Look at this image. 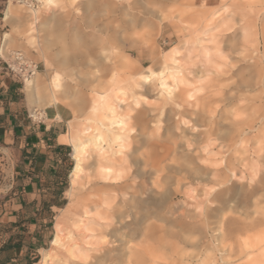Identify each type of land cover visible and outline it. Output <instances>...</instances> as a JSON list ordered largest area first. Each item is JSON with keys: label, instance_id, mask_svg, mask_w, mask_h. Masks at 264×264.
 I'll list each match as a JSON object with an SVG mask.
<instances>
[{"label": "rangeland", "instance_id": "obj_1", "mask_svg": "<svg viewBox=\"0 0 264 264\" xmlns=\"http://www.w3.org/2000/svg\"><path fill=\"white\" fill-rule=\"evenodd\" d=\"M55 1L48 5L45 0H0L1 72L21 84L20 97L30 113L33 109L42 113L48 107L44 98L49 84L54 86L63 102L56 105L62 106L71 120L68 132L62 135V141L69 143V133H78L82 124L90 125L93 131L103 104L120 98V110L129 115L122 170L115 179L95 178L84 191H87L88 203L107 202L109 211L119 208L123 193L127 197L135 195L122 208L127 210L122 223L106 226L102 240L94 237L93 244L85 246L89 249L85 260L74 259L63 264H264V215L263 202L260 203L264 197L256 196L243 205L239 192L249 182L257 184L249 181V173L238 161L240 152L234 150L236 145L230 139L232 132L246 127L245 123L258 126L256 119L264 120V83L254 84L249 79L260 66L246 67L255 53L242 50L238 41L239 30L248 21L255 20L260 29L264 5L259 3L264 4V0ZM202 11L211 17L210 21L206 20V32L198 20ZM211 37L216 40L210 42ZM200 38L209 45L216 43L221 52L215 57L222 64L219 72L206 79L199 76ZM259 38L262 40L260 34ZM172 47L180 48L174 55L182 63L179 76L183 81H178V85L171 77L172 61L164 60L165 52ZM188 48L191 51L185 56ZM259 48L263 50L261 45ZM14 52L22 53L38 65L28 80L16 78L6 69ZM118 53L128 57L130 71L144 70V74L136 75L138 84L123 82L109 97L100 98L94 91L107 89L113 68L118 75L127 72ZM56 71L61 76L57 87L52 83ZM145 74L149 75L147 81L143 78ZM37 75L36 85L34 82V87H27L28 81ZM164 81L173 87V95L161 85ZM98 144L107 146L105 142H89L86 165L95 157L93 149ZM250 146L252 152L253 146ZM260 154V171L255 180L264 177V149ZM15 159L13 151L0 148V195L12 177ZM190 159L192 165L186 162ZM73 163L72 159V164L66 166H70L69 173ZM153 168L159 169L158 172L153 173ZM227 168L234 173L226 184L235 192L226 196V200L218 197L208 202L218 190L206 181L208 174L212 171L223 178L229 172ZM69 173L62 184L64 198L57 201L54 219L42 227L45 236L40 249L29 250L32 254L28 264L32 261L37 264L42 250L50 249L55 224L72 203L67 192ZM160 192L166 196L158 207L154 201ZM141 198H148V208L142 207ZM133 202L136 208H131ZM221 207L223 210L218 211ZM69 222L66 218L61 222L63 242L69 239ZM145 223H152L151 227L148 229ZM17 234L6 224L0 226L1 239H11L14 245L20 243ZM58 256L51 264H57Z\"/></svg>", "mask_w": 264, "mask_h": 264}, {"label": "bare ground", "instance_id": "obj_2", "mask_svg": "<svg viewBox=\"0 0 264 264\" xmlns=\"http://www.w3.org/2000/svg\"><path fill=\"white\" fill-rule=\"evenodd\" d=\"M45 2L48 5H52L56 1L55 0H45ZM259 4L264 5L263 1H262V3H259ZM94 6H97V5H94ZM85 12H86V10H85ZM7 14H9V13L7 12ZM35 14H36V12L33 10L32 15L35 16ZM87 15H89V13ZM198 20H199V24L202 25V29L204 27L206 28L205 31L204 30L203 31L204 32L208 31V28H207L208 23L206 24V20L210 21L211 17H209L206 14V12L202 11L200 13V15L198 16ZM260 20H261L260 29L257 27L258 24L255 20L254 21H248V24L246 26L240 28L239 34H238L239 46L241 47V49L244 51H249L251 53H255V56L253 58L251 57L253 59V61L248 63V65H246V67L248 66L247 68L250 69L252 66H260L258 69L255 68L254 72L251 73L249 76L250 81L254 82V84L264 83V74H263L264 73V13H263L262 18ZM224 23H226V22L224 21ZM222 24H223V22H222ZM218 26L219 25H216V27H218ZM216 31H218V30H216ZM210 33H211V31H210ZM259 34H260L262 40H260ZM205 35H207V34H205ZM207 36H209V34ZM214 36L215 35H213L212 37L214 38ZM212 37L209 40L210 42L212 40H214V39H212ZM198 42H199V45H198L199 56L201 58V60H200L201 64L200 65L202 67V69H200V71H199V76L202 79H206L210 76V74H217L219 72L222 64L220 61H219L220 63L217 62L219 59H217V61H216L215 57L220 56L221 52H220L219 47L217 46L216 43H215V45H213V44L209 45L210 43L207 44V41H206V43H204L205 41L202 38H200ZM183 44H184L183 46H185L186 41L183 42ZM260 45L262 46L263 50H261L259 48ZM37 47H40L39 41H37ZM179 49L180 48H178V47H172L165 52L166 54L164 56V60L167 61V59L168 60L170 59L173 63L172 66L170 65V68L172 69L171 77L176 80V84L178 81L179 82L183 81V77L179 76L180 73L182 72L181 71L182 63L179 64L178 63L179 60H177V58H175V56H174L175 54L179 53ZM42 50L43 49L41 48V51ZM185 51H186L185 56H188L191 49L189 50V48H188ZM118 55H119V53H118ZM125 56L121 55L120 61H121L122 67L127 72L124 73L123 75H121V74L118 75V71H116V69L113 68L111 70V74L109 75V79H108V80H110V81H108V82H110V85H109V83H106V84H108L107 85L108 87L105 84L103 85V86L107 87V89H105L104 91H99V90L94 91V93H96L98 97H100V98L101 97H109L114 90L120 88V85L123 82H127L129 84H133V83L138 84L139 79L136 78V75H140V76L143 75L144 70H140V71L134 72V73L132 71H130V69H131L130 63L131 62L128 59V57H125ZM107 59H109V58H107ZM251 71H252V69H251ZM35 73L36 72H34V74ZM60 77L61 76H60V73L58 71L54 72L52 83L55 85V87L59 86ZM148 77H149L148 74H145L143 76L144 79H146ZM97 79L99 80L101 78L97 77L96 80ZM37 80H39L38 75L35 76L32 81L31 80L28 81L26 86L27 87H30V86L34 87V82L36 85ZM145 81H147V79ZM99 82L102 83L101 80H99ZM161 85L165 86L164 88H166V90L169 92L170 95L174 94V92H173L174 90H173V87L171 85L167 84L165 81L161 82ZM190 95H191V93H190ZM37 99H38V97H37ZM44 100L46 101L47 106H53L57 103H63L60 95L54 89V86L52 84H49L48 92H47ZM120 101H121L120 98H115V99L111 100L110 102L103 104L102 111L100 114V118L98 119V123L94 127L93 131H92V128L90 125L82 124V126L80 127V129L78 131L79 134L78 133H75V134L69 133L68 134L70 144H71L70 146H72L71 157L74 161L73 167H72L70 174H69L70 186L67 189L69 197L72 199V203L68 206L67 210H63L64 214L60 217L61 221L57 222L55 224V232H54L52 239L50 240V249H43L42 250V257L37 264H51L53 258H55L56 255L57 256L59 255L58 258H56L58 260L55 261L57 264L72 262V260H74V259L85 260L87 257V251L89 250L85 246H87L89 244H93V243H91V241H92L91 239H93L95 237L96 240H102L103 237H105V232H103V229L107 228L108 226H110L113 223H120L121 224L122 220H124L125 217L127 216V213H126L127 210L126 211L122 210V208L125 206L126 203H130L131 201H133L131 199L135 198L134 193H133V195L132 194L129 195V197H127L128 194L123 193L122 194L123 198L121 199V204H120L119 208L117 210H114V211H109L107 202L103 201V205H105V206L100 205V204L88 203L89 198L87 196V191H84L86 185L89 182L93 181L95 178H101L104 180L115 179L116 176L122 170L120 165L124 160V158H123V155L125 154L124 149L127 146L129 115L127 112L125 113V112L120 110V108H119L120 107L119 106ZM57 111H58V109H57ZM59 118H60V115H59ZM258 118H259V116H258ZM256 120H259L258 126H256L257 124H253L252 122H247V123H245V126H246V127L244 126L245 128H241L239 131H237V133L232 132V136L230 137V139L232 140V143L236 145V149H234V150L237 152H240L241 156L239 157L238 161H239L240 165L243 167V170H245L246 172L249 173V181H255V183L257 184V185H252L249 182L248 187L247 188L244 187L245 190L241 189V191L239 193H241V195L244 199V200L242 199L244 201L243 205H246L247 201L252 200L256 196L264 197V181H263L264 177L258 178L257 180H255V176L260 171V168L258 166V162L262 158V155L260 154V152L264 149V120L262 117L260 119H256ZM69 122H71V120ZM63 138L64 137L62 136L61 139L63 140ZM89 142H91V143H93V142L94 143L95 142H98V143L105 142L107 146H104L102 144H98L97 148L93 149V150H96L95 157H93V160L91 163L86 165V158H88V154H86V151H87L86 147L88 146ZM250 145L253 146L252 152L249 149ZM173 152H175V151L173 150ZM252 153L255 154V157H251ZM115 155H119V157L116 158ZM186 162L188 165H192V163H193V161L191 159L187 160ZM188 167H190V166H188ZM157 170H159V169H154L153 173L158 172ZM191 170L193 171V169H191ZM228 171L229 172L226 173L225 177H223V178H220V176H218L217 174H214V172H212V171H210V173L208 174L209 177L206 179V181L209 183H213L214 186H216L218 189L214 193H212L213 195H211L210 198H208V202H212L213 199L215 200V198H218V197L220 200L221 199L224 200L226 196L230 195L232 192H235L233 189H230L229 187H227L226 183L230 180V178H232L233 173H234L232 171V169H228ZM193 172L196 174V171H193ZM205 192H207V191H205ZM158 194H159V196L154 201L155 202L154 205H156V206L158 205V207H159L162 204V201L165 199L166 193L160 192ZM175 194H176V192H175ZM210 194L211 193H209V195ZM237 196H236V199H237ZM233 198H234V196H233ZM147 199L141 198V203L143 205L142 207H144V208L146 207V205L149 204L148 203L149 200H147ZM135 202L132 203L131 208H136ZM262 202H263V204H262ZM260 203L262 204L261 205V209H262L261 211L264 215V199ZM254 204L256 205L257 203L255 202ZM146 208H148V207H146ZM217 209H219L218 211L223 210L222 207H221V209L220 208H217ZM130 214H132V213H130ZM134 214H135V212H134ZM134 214H133V216H135ZM220 217H222V216L220 215ZM65 218L69 219V221H70L69 226L71 228V231L69 233H67V234H69V235H67V236H69V239L67 242L62 241V239H64V238H62L64 228H62L61 222ZM151 224L152 223H145V226H147V228L149 229L151 227ZM120 229H122V228H120ZM138 230L139 229H137V231ZM116 231H117V229H116ZM116 231H114V232H116ZM129 231H133V230H129ZM118 232H120V230ZM133 232H135V231H133ZM127 234H129V233H127ZM132 234H134V233H132ZM186 236H188V235H186ZM263 236H264V231H263ZM183 238H184V236H182V240H183ZM177 239H179V236H177ZM184 240H186V239H184ZM186 241L188 242L189 238ZM130 253H131V251H130Z\"/></svg>", "mask_w": 264, "mask_h": 264}, {"label": "crops", "instance_id": "obj_3", "mask_svg": "<svg viewBox=\"0 0 264 264\" xmlns=\"http://www.w3.org/2000/svg\"><path fill=\"white\" fill-rule=\"evenodd\" d=\"M21 94V84L0 68V148L13 151L16 158L0 195V226L20 234L15 245L0 236V264H28L30 251L40 249L42 227L54 219L56 203L64 198L58 192L69 173L66 166L72 164V146L61 139L68 132L65 110L55 104L30 113Z\"/></svg>", "mask_w": 264, "mask_h": 264}, {"label": "built area", "instance_id": "obj_4", "mask_svg": "<svg viewBox=\"0 0 264 264\" xmlns=\"http://www.w3.org/2000/svg\"><path fill=\"white\" fill-rule=\"evenodd\" d=\"M13 58L6 63V69L16 78L27 79L38 70V65L27 60L22 53L14 52Z\"/></svg>", "mask_w": 264, "mask_h": 264}, {"label": "trees", "instance_id": "obj_5", "mask_svg": "<svg viewBox=\"0 0 264 264\" xmlns=\"http://www.w3.org/2000/svg\"><path fill=\"white\" fill-rule=\"evenodd\" d=\"M73 167V166H72ZM69 168H70V166H69ZM69 168L68 167H66V170H68L69 171ZM72 169V168H71ZM71 171V170H70ZM70 174V173H69ZM66 176H67V174H66ZM66 176H65V178H64V180H66ZM61 188H62V185H61ZM61 191H63V188L61 189V190H59V192L58 193H60L61 194ZM57 204V206L59 205L58 203H56ZM18 233V232H17ZM18 235V237H19V233L17 234ZM11 240V239H10ZM32 262H34V261H32ZM32 262H30V264H32Z\"/></svg>", "mask_w": 264, "mask_h": 264}]
</instances>
